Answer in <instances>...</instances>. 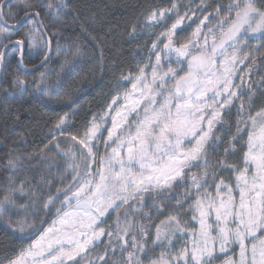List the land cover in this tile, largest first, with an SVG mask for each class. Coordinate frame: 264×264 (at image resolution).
I'll return each instance as SVG.
<instances>
[{
    "label": "snow or ice",
    "instance_id": "1",
    "mask_svg": "<svg viewBox=\"0 0 264 264\" xmlns=\"http://www.w3.org/2000/svg\"><path fill=\"white\" fill-rule=\"evenodd\" d=\"M70 10L0 0V92L71 107L102 78L105 37L79 15L82 35L66 36ZM145 20L143 64L101 112L56 114L38 150L12 141L0 226L20 248L6 264H264V42L250 43L264 41V0H167Z\"/></svg>",
    "mask_w": 264,
    "mask_h": 264
},
{
    "label": "trees",
    "instance_id": "2",
    "mask_svg": "<svg viewBox=\"0 0 264 264\" xmlns=\"http://www.w3.org/2000/svg\"><path fill=\"white\" fill-rule=\"evenodd\" d=\"M20 3L21 0L15 1ZM227 4L229 0H222ZM70 13L68 23L72 25L65 31L66 36L82 35L78 25L72 24V17L80 16V20L85 22L86 27L92 34L104 36V72L97 73L93 79L89 76V83L75 93V101L68 107L66 97L63 93L59 97L55 94L50 102L45 99L40 101L36 95L24 94L23 99L19 94L6 96L0 92V184L10 175L4 167L5 154L9 148L14 147L13 140L18 139V135L24 137L25 143L21 149L29 152L42 147L40 141L48 130L50 119H54L56 114L76 111V120L82 125L93 112H101L109 102L112 90L116 87L117 79L121 73L127 75L135 72L137 63L143 64L141 57L147 55V48L151 39L148 31H144L143 25L146 22V10L149 7L166 6L167 0H68ZM135 24L137 36L132 39L129 36L131 25ZM63 46L65 41L61 39ZM55 47V44L53 45ZM53 60L47 69L49 83L54 82L55 73L59 70L60 60L56 58V53H52ZM31 68L32 64L38 61H26ZM19 72L26 79L31 80L38 77V73H25L21 69ZM4 87L1 81L0 88ZM19 116V122L12 124L13 119ZM18 199L23 202L24 197ZM51 218H49V223ZM47 225H45L46 227ZM20 248V242L9 235L3 226H0V264H6V257H10Z\"/></svg>",
    "mask_w": 264,
    "mask_h": 264
},
{
    "label": "rangeland",
    "instance_id": "3",
    "mask_svg": "<svg viewBox=\"0 0 264 264\" xmlns=\"http://www.w3.org/2000/svg\"><path fill=\"white\" fill-rule=\"evenodd\" d=\"M196 2H199V0H196ZM146 23H147V22L144 23V25H143V29H144V31H148V30H149V33H150L152 30L146 27ZM149 33H148V35H149ZM262 42H264V41H261V40L259 39V34H257V37H256V38L250 40V43H251L252 45H256V44H259V43H262ZM31 61H36V60H31ZM126 86H127L128 88L131 87L130 84H128V85H126ZM50 223H51V222H50ZM46 227H47V226H46ZM157 252H159V249H157ZM218 264H219V262H218Z\"/></svg>",
    "mask_w": 264,
    "mask_h": 264
},
{
    "label": "water",
    "instance_id": "4",
    "mask_svg": "<svg viewBox=\"0 0 264 264\" xmlns=\"http://www.w3.org/2000/svg\"><path fill=\"white\" fill-rule=\"evenodd\" d=\"M15 1H17V0H15ZM21 70H22L23 72H25V73H29V74L36 73V72H33V71H25L23 68H21ZM0 83H1V81H0Z\"/></svg>",
    "mask_w": 264,
    "mask_h": 264
}]
</instances>
